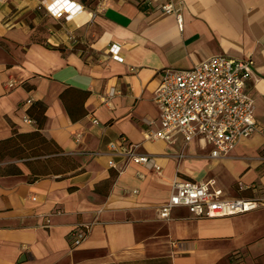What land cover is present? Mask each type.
Here are the masks:
<instances>
[{"label":"crops","instance_id":"1","mask_svg":"<svg viewBox=\"0 0 264 264\" xmlns=\"http://www.w3.org/2000/svg\"><path fill=\"white\" fill-rule=\"evenodd\" d=\"M167 1L0 0V264H264L263 204L249 221L160 216L176 177L264 199V0H174L182 28ZM72 2V18L49 11ZM216 55L254 61L245 90L262 133L222 158L201 138L147 140L162 72ZM111 144L137 145L162 173Z\"/></svg>","mask_w":264,"mask_h":264},{"label":"built area","instance_id":"2","mask_svg":"<svg viewBox=\"0 0 264 264\" xmlns=\"http://www.w3.org/2000/svg\"><path fill=\"white\" fill-rule=\"evenodd\" d=\"M77 5L72 2L61 10L53 6L49 11L56 17L74 15ZM183 1L168 0L160 10L177 17L183 27ZM114 58L122 60L118 48L114 47ZM254 61L251 58H234L216 55L203 60L189 69L169 68L162 72L161 83L155 91V103L160 111V127L149 131L147 140L163 139L170 143L177 135L186 142L201 138L212 147L211 157L222 158L230 155L238 143L255 133H262L255 120V100L245 90L246 81L253 76ZM10 87L15 83L11 82ZM32 99L27 101L32 103ZM28 123H34L25 117ZM95 123L98 121L95 120ZM112 152H119L125 161L136 162L151 171L162 173V166L155 158L137 153V145L111 144ZM264 160V156H263ZM110 167L117 168L114 160ZM126 165V164H125ZM120 171H124V168ZM224 191L217 181H191L175 178L167 204L160 208V216L169 219L175 208L185 207L195 217L223 218L251 212L264 205V199H225ZM90 228L75 229L71 233L73 247L82 244Z\"/></svg>","mask_w":264,"mask_h":264},{"label":"rangeland","instance_id":"3","mask_svg":"<svg viewBox=\"0 0 264 264\" xmlns=\"http://www.w3.org/2000/svg\"><path fill=\"white\" fill-rule=\"evenodd\" d=\"M258 210H259V209H258ZM260 210H262V209H260ZM255 212H258L257 209H256L255 211H251V212L244 213V214H241V215L244 216L245 221H249V219H251V218L254 217L253 214H254ZM261 212H262V211H261ZM262 214H264V213H262ZM237 216H240V215H237Z\"/></svg>","mask_w":264,"mask_h":264}]
</instances>
